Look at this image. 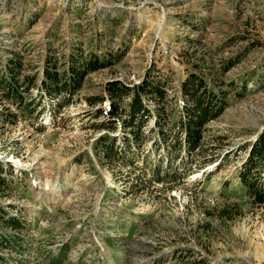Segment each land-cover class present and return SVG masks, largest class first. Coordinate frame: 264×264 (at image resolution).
Listing matches in <instances>:
<instances>
[{"label":"rangeland","instance_id":"obj_1","mask_svg":"<svg viewBox=\"0 0 264 264\" xmlns=\"http://www.w3.org/2000/svg\"><path fill=\"white\" fill-rule=\"evenodd\" d=\"M78 45L107 65L62 106L37 97L54 110L37 123L0 119V207L22 223V251L0 248V264H48L58 252L61 264H264V204L237 177L245 145L264 131V0H0V68L17 54L37 82L45 54L61 68ZM188 73L226 102L198 150L161 183L149 167L169 156L153 139H140L137 158L103 153L100 142L120 145L122 134L119 120L103 124L106 81L155 76L179 108ZM92 95L103 99L89 105Z\"/></svg>","mask_w":264,"mask_h":264},{"label":"trees","instance_id":"obj_2","mask_svg":"<svg viewBox=\"0 0 264 264\" xmlns=\"http://www.w3.org/2000/svg\"><path fill=\"white\" fill-rule=\"evenodd\" d=\"M105 56L93 51L85 52L79 45L74 46L60 68L54 54L49 52L42 60L41 75L37 82L34 74H20L21 62L17 54L6 58L0 68V102L8 103L12 108L8 105L1 106V121L13 122L23 118L37 123L45 112H50V109L54 111L52 107L48 109L39 101L36 102L37 97L41 98V95H44L47 99L55 98L60 101L64 99L57 104L58 106L68 103L66 100L80 88L82 79L87 73L107 65V62H104ZM31 88L36 90V95L30 93ZM178 91L181 98L179 108L172 101L174 95L167 94L165 84L156 80L155 76L144 74L139 82L133 84H126L118 79L106 81L103 85V93L109 102L107 109L104 110L107 119L103 124H113L115 120H119L122 134L120 145L116 143L115 137H108L106 142H100L103 153L114 158L116 152L122 150V152L127 151V155L132 158H137L140 139L149 137L153 139L152 143L157 153L161 147L165 155L169 156L167 164H164L165 167L161 165V158L157 159V163L153 162L150 167L148 166L151 173L150 180L153 183L163 182L164 177L161 173L167 172L171 168V163L180 162L181 156L192 154L194 150L200 148L205 124L217 117L226 104L222 94L210 86L207 87L205 81L193 73H188L180 79ZM102 99L99 95L85 97L89 105L100 103ZM147 102H151V109L148 108ZM98 112L101 111L97 110L96 113ZM151 116L155 128L149 129L148 135H143L140 128ZM244 150L246 157L237 173L238 182L253 203L262 205L264 204V131L249 145H245ZM120 161L128 164L132 160L125 161L121 157ZM132 178L136 180L139 175ZM4 213L0 207V225L9 227L10 232H0V248L16 247L17 252L22 251L18 244V231L22 223L18 217Z\"/></svg>","mask_w":264,"mask_h":264},{"label":"crops","instance_id":"obj_3","mask_svg":"<svg viewBox=\"0 0 264 264\" xmlns=\"http://www.w3.org/2000/svg\"><path fill=\"white\" fill-rule=\"evenodd\" d=\"M59 256H60V253L58 252L57 254H55V256H52L51 257V259H50V261L48 262V264H61V262L63 261H61L60 259H59Z\"/></svg>","mask_w":264,"mask_h":264}]
</instances>
